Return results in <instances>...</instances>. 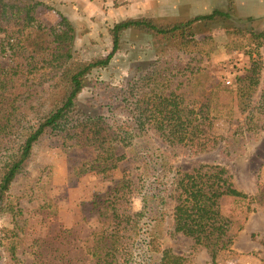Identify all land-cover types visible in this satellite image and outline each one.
Masks as SVG:
<instances>
[{
	"label": "trees",
	"instance_id": "16d2710c",
	"mask_svg": "<svg viewBox=\"0 0 264 264\" xmlns=\"http://www.w3.org/2000/svg\"><path fill=\"white\" fill-rule=\"evenodd\" d=\"M227 1V11L185 20L116 22L107 29L106 48L91 55L93 50L77 48L67 20L66 29L55 32L33 16L38 8L50 9L43 2L0 0V136L14 142L10 154L0 155V218L9 219L11 226L1 229L0 264H42L19 257L20 250L32 257L43 237L36 230L38 216L26 217L21 202H35V189L27 183L36 147L61 125L66 127L64 152L84 153L72 175L92 181L84 193L97 221L85 231H63L59 240L70 246L71 257L56 264H195L201 252L210 264H218V255L233 248L256 202L236 187L229 165L248 160L253 145L264 138V70L258 62L230 86L239 117L227 118L229 128L218 149L224 163L179 164L180 157L192 160L208 153L197 139L218 117L217 95L227 91L214 79L200 102L182 92L217 47L209 25L225 23L226 44L235 50H264V31L252 25V18L243 25L233 23L234 3ZM130 31L152 35L163 44L152 61L135 69L121 93L103 96L99 72L109 68ZM85 91L100 110L98 116L79 108ZM95 123L107 128L124 124L129 131L128 176L114 178L104 170L111 147ZM38 211L51 215L56 208L43 198ZM180 239L190 241L188 254L178 253Z\"/></svg>",
	"mask_w": 264,
	"mask_h": 264
},
{
	"label": "rangeland",
	"instance_id": "374dc122",
	"mask_svg": "<svg viewBox=\"0 0 264 264\" xmlns=\"http://www.w3.org/2000/svg\"><path fill=\"white\" fill-rule=\"evenodd\" d=\"M50 9L38 8L33 16L46 28L55 32L66 29L67 20L75 30L76 46L82 50H93L91 55L98 54L97 49L106 48L109 39L107 29L114 23L124 19L161 18L171 20H185L208 14L214 10L227 11V0H39ZM233 23L242 24L250 17L247 12L234 13ZM252 23L256 29L264 31V11L258 14ZM240 20V21H239ZM227 24L230 22H226ZM250 25V24H249ZM225 23L217 22L209 25V34L216 39L217 47L210 54L208 60L200 66L202 71L188 78L189 84L182 89L189 100L201 101L206 95L213 80L227 90L217 95L215 103L217 118L210 122L207 133L197 139L200 148L208 153L197 159L188 160L180 157L183 168L190 167L195 161L209 164H223L218 157L220 141L227 133L229 116L239 117L236 103L230 94L236 80L247 75L248 70L258 62L264 70V50L253 52L248 47L235 50L226 44L223 27ZM199 32V31H198ZM204 33H202L203 35ZM201 35V36H202ZM163 40L152 35L130 31L122 38L120 51L113 58L109 68L99 72L101 82L99 93L110 96L121 93L132 79L135 69L153 60L155 53L161 48ZM187 60H184L186 62ZM189 76L186 75V77ZM185 79V78H184ZM179 80V79H178ZM183 80V79H181ZM177 81V80H176ZM230 82L226 85V82ZM231 86V87H230ZM87 90H92L90 86ZM85 91L78 100L79 108L89 116H98L100 110L93 107L91 95ZM98 134L105 137L111 147V158L104 160L103 168L111 172L114 178H123L131 173L128 160V150L132 145V138L124 124L113 128L95 123ZM66 127L61 125L57 131L44 137L36 147L32 163V178L28 182L35 189V202L23 200L21 207L26 217L38 216L37 233H42V240L33 256L27 258L19 252V257L29 261L35 259L42 264H56L70 261L71 249L60 243L63 231H85L89 226L94 227L97 221L96 212L85 197V187L92 183L89 179L75 180L72 175L73 166L83 159L81 151L65 153L62 145V133ZM11 137L0 136V155H8L13 148ZM236 187L244 193L255 196L254 212L249 215L244 230L236 244L230 251L221 252L218 264H264V138L253 145L248 160L237 165H229ZM43 198L50 200L56 208L55 213L37 214L38 202ZM225 210L230 212L231 205L227 203ZM10 220L0 218V247L2 245V228H10ZM75 226V228H74ZM31 232V230H30ZM45 239V240H44ZM71 240V238H69ZM44 241V242H43ZM189 240L180 239L177 244L179 254H188ZM206 253L195 255V264H210Z\"/></svg>",
	"mask_w": 264,
	"mask_h": 264
},
{
	"label": "crops",
	"instance_id": "0c3cea01",
	"mask_svg": "<svg viewBox=\"0 0 264 264\" xmlns=\"http://www.w3.org/2000/svg\"><path fill=\"white\" fill-rule=\"evenodd\" d=\"M234 11L247 12L251 14L249 18H256L264 11V0H233Z\"/></svg>",
	"mask_w": 264,
	"mask_h": 264
},
{
	"label": "built area",
	"instance_id": "2783aa9c",
	"mask_svg": "<svg viewBox=\"0 0 264 264\" xmlns=\"http://www.w3.org/2000/svg\"><path fill=\"white\" fill-rule=\"evenodd\" d=\"M229 84H230V82L227 81V82H226V85H229Z\"/></svg>",
	"mask_w": 264,
	"mask_h": 264
}]
</instances>
